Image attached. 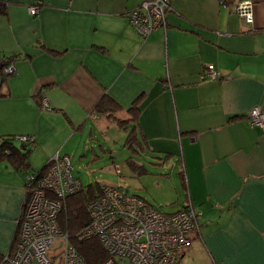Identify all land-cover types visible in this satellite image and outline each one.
Instances as JSON below:
<instances>
[{
  "label": "crops",
  "instance_id": "crops-1",
  "mask_svg": "<svg viewBox=\"0 0 264 264\" xmlns=\"http://www.w3.org/2000/svg\"><path fill=\"white\" fill-rule=\"evenodd\" d=\"M0 1V145L15 153L0 157V256L27 172L58 153L78 178L73 156L123 138L124 174L137 177L125 190L167 213L199 211L178 264H264V131L247 120L264 110V0H251L250 23L238 0H169L165 26L147 36L127 15L142 0ZM208 64L218 78L201 77Z\"/></svg>",
  "mask_w": 264,
  "mask_h": 264
},
{
  "label": "built area",
  "instance_id": "built-area-1",
  "mask_svg": "<svg viewBox=\"0 0 264 264\" xmlns=\"http://www.w3.org/2000/svg\"><path fill=\"white\" fill-rule=\"evenodd\" d=\"M169 0H142L127 15L143 36L166 24ZM234 11L245 22L253 20V2L238 0ZM38 12V6L29 7ZM14 72L10 62L5 73ZM216 79L218 71L208 64L201 74ZM41 107L50 109L46 97ZM248 123L264 131V110L250 108ZM23 142L32 143L28 136ZM69 159L58 153L51 156L43 171L25 175L26 197L13 242L9 251L0 256V264H87L70 242L71 237L59 227L58 217L66 197L82 187L74 177ZM88 223L75 234V239L95 238L107 257L96 264H178L188 247L193 232L198 230V215L192 205L174 213L154 208L143 198L127 193L121 187L101 184L98 195L86 203Z\"/></svg>",
  "mask_w": 264,
  "mask_h": 264
},
{
  "label": "trees",
  "instance_id": "trees-1",
  "mask_svg": "<svg viewBox=\"0 0 264 264\" xmlns=\"http://www.w3.org/2000/svg\"><path fill=\"white\" fill-rule=\"evenodd\" d=\"M5 8H6L5 1L4 2L0 1V13H2L5 10ZM2 59H4V60H1L2 65L4 67L13 61V58L11 57H8V58L4 57ZM6 141L8 140L5 139V142ZM5 142L0 145V157L10 158L15 155V153L13 152L14 147L13 148L9 147L11 143L7 147V143L9 142L7 143ZM127 143H129L128 140H127ZM23 156H25V154ZM99 188H100V185H98L97 187H93L92 185H90L88 186L87 189L86 188L83 189V187H81L79 191L66 197L63 203V209L58 217L60 229L63 232L67 233L68 236L71 237L70 242L74 245V247L76 248V251L85 259L87 264H96L97 262H100L107 257L106 252L103 250V248L101 247L97 239L89 238V239H84V240H77L74 237L75 234L88 223L89 215L86 210V203L88 200L98 195L97 191ZM125 191L128 193L127 190ZM130 194L136 195L133 193H130ZM136 196H139V195H136Z\"/></svg>",
  "mask_w": 264,
  "mask_h": 264
},
{
  "label": "rangeland",
  "instance_id": "rangeland-1",
  "mask_svg": "<svg viewBox=\"0 0 264 264\" xmlns=\"http://www.w3.org/2000/svg\"><path fill=\"white\" fill-rule=\"evenodd\" d=\"M95 139V138H94ZM96 140H101L100 137H97ZM104 141V140H103ZM102 141V142H103ZM90 142V141H88ZM123 138L119 139L115 144L112 150H100L98 147L96 150V157H94V153L87 148L86 151L81 150L79 154L72 157V160H76L74 164L73 173L78 179L81 181V185L83 189H87L88 186L92 185L93 187H97L100 184H110L121 187L123 190L126 188L123 180L132 181L131 178L136 179L137 177H133L131 174H124L125 169L123 167L124 162L127 157L130 155L127 149L123 147ZM84 153V154H83ZM96 158V160H94ZM137 160V159H136ZM117 163L119 165L120 173H117L113 167V165ZM126 164V163H125ZM136 173V172H135ZM123 175H126L125 179H123ZM100 188L97 193H99ZM128 193H132L131 190H128ZM154 208L159 209L162 212L167 213L162 206H165L164 203H158L155 200H149ZM121 264H127L125 261Z\"/></svg>",
  "mask_w": 264,
  "mask_h": 264
}]
</instances>
